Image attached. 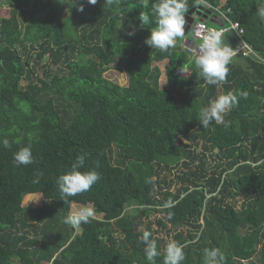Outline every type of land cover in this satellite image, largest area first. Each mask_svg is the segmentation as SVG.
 <instances>
[{
    "label": "trees",
    "instance_id": "obj_1",
    "mask_svg": "<svg viewBox=\"0 0 264 264\" xmlns=\"http://www.w3.org/2000/svg\"><path fill=\"white\" fill-rule=\"evenodd\" d=\"M74 2L0 0V138L12 145L0 146V264H147L144 231L158 250L183 246L182 264H204L205 248L219 249L224 264H264V64L246 59L248 73L230 62L225 83L206 85L183 39L167 51L144 43L158 0H97L83 11ZM261 6L187 0L185 19L218 8L264 59ZM141 12L152 20L143 28ZM118 64L125 86L104 76ZM237 90L247 99L202 127L201 107ZM29 144L35 163L15 166L13 153ZM84 154L80 171L100 180L64 202L56 179ZM36 193L44 205L23 207ZM72 204L101 217L77 232L62 222Z\"/></svg>",
    "mask_w": 264,
    "mask_h": 264
},
{
    "label": "clouds",
    "instance_id": "obj_2",
    "mask_svg": "<svg viewBox=\"0 0 264 264\" xmlns=\"http://www.w3.org/2000/svg\"><path fill=\"white\" fill-rule=\"evenodd\" d=\"M96 3L97 0H83L78 10L83 11L84 4L95 5ZM107 3L112 4L113 0H107ZM148 3L149 0H144L145 7L148 6ZM186 9L187 0H158V2L153 3L151 15L155 17V27L148 30L149 35L145 37L144 43L151 49L154 48L160 51H167L173 47L177 38L182 37L184 34ZM257 16L261 22H264V6L257 9ZM139 21L142 28L143 25L152 23L148 12L139 13ZM128 35H134V32H129ZM223 37L224 34L214 30L207 31L199 48L192 53L195 67L199 70V75L203 78L206 85H222L226 82L229 72L228 65L234 58L235 49L223 43ZM247 97L248 92L246 90H237L236 92L218 95L207 106L201 107L198 113L200 125L206 128L213 121L217 124L224 123L225 115L238 105L240 99H247ZM0 146L4 148L12 147L7 138H0ZM86 155L78 156L72 163L70 170L59 175L56 179V185L60 193L59 198L64 202H67L70 197L89 191L100 180V174L94 169L84 172L80 171L85 165ZM13 163L17 167L35 163L31 144L20 147L13 153ZM41 175L42 173L37 172L33 183L38 184ZM38 200L36 199L33 202ZM171 206V201L163 205L164 208ZM93 216V208L79 206L73 208L65 215L62 222L72 229H79L82 224L89 223ZM169 218H171V214H169ZM151 236V232L144 231L140 237L141 242L145 246L144 255L147 264H156L158 256L163 257V264H182L185 260L183 246L173 240L168 242L161 251L158 250L156 241L150 239ZM224 261L225 257L220 253L219 249L205 248L203 250L204 264H224Z\"/></svg>",
    "mask_w": 264,
    "mask_h": 264
},
{
    "label": "built area",
    "instance_id": "obj_3",
    "mask_svg": "<svg viewBox=\"0 0 264 264\" xmlns=\"http://www.w3.org/2000/svg\"><path fill=\"white\" fill-rule=\"evenodd\" d=\"M216 11H217V16L213 14L212 16H214L216 21H218L219 23L218 25L209 26L205 21L203 20L201 21L197 19L196 17L193 18L194 22L189 28V36L191 37L193 41L184 40V42L181 43V45L184 46L188 50L190 57L194 59L192 53L194 50L199 48L200 44L202 43L203 36L207 31L214 30L216 32L224 34V36L229 31H232L236 38V42L231 47L235 49L234 58L236 57H243L245 59L249 58V59H254L255 61H258L264 64V59L258 56L252 50L250 45L244 40V29L239 25V23L230 22V21L228 23H225V21L227 20V17L225 16L224 12L219 10L218 8H216ZM220 23H223V25L220 26ZM183 73L188 74L189 70H185Z\"/></svg>",
    "mask_w": 264,
    "mask_h": 264
},
{
    "label": "rangeland",
    "instance_id": "obj_4",
    "mask_svg": "<svg viewBox=\"0 0 264 264\" xmlns=\"http://www.w3.org/2000/svg\"><path fill=\"white\" fill-rule=\"evenodd\" d=\"M221 2H223L224 0H220ZM0 16L1 17H7L8 16V9L6 7H2L0 8ZM214 26V25H213ZM178 39H183V40H190L193 41L191 39V37L189 35H183L182 37L178 38ZM166 61H162L158 64L159 69L161 70V77H160V84H164L165 83V66H166ZM186 74V73H185ZM181 75V74H180ZM104 76L113 81L118 83L119 85L125 86L127 85V76L125 74V72H123V66L122 65H114L109 71H107ZM26 196H29L28 198H25ZM22 201V206L23 207H27V206H32V207H41L44 205V199L43 196L40 193H36V194H29L26 195ZM41 196V197H40ZM36 199H39L36 202ZM79 206H86V207H91V205H77V204H72L70 207V211L73 210V208L75 207H79ZM92 208V207H91ZM93 217H97L100 218V215H96L94 214ZM144 225L145 223H141L137 225V230H142L144 229ZM77 232H79V229L77 230Z\"/></svg>",
    "mask_w": 264,
    "mask_h": 264
},
{
    "label": "water",
    "instance_id": "obj_5",
    "mask_svg": "<svg viewBox=\"0 0 264 264\" xmlns=\"http://www.w3.org/2000/svg\"><path fill=\"white\" fill-rule=\"evenodd\" d=\"M187 17H189L187 23H189V25L191 24L192 20L194 17L198 18L199 20H205L210 24L213 25H218V21L215 20L214 16H212V14L204 9L203 7L198 8L196 11L195 10H191L186 14ZM223 23H220V26H222ZM189 28L188 27L185 31L183 35H188L189 32ZM236 42V38L234 36V33L232 31H229L224 37H223V43H225L226 45L232 47L234 45V43ZM231 64L233 66L239 67L241 68L244 72H248L251 73L252 72V68L250 67L248 61L243 58V57H236L234 58V60L231 62Z\"/></svg>",
    "mask_w": 264,
    "mask_h": 264
},
{
    "label": "flooded vegetation",
    "instance_id": "obj_6",
    "mask_svg": "<svg viewBox=\"0 0 264 264\" xmlns=\"http://www.w3.org/2000/svg\"><path fill=\"white\" fill-rule=\"evenodd\" d=\"M187 21H188V19H186V24H185V30L188 28V27H190L192 24H193V20H192V22H191V24L189 25V23H187Z\"/></svg>",
    "mask_w": 264,
    "mask_h": 264
}]
</instances>
